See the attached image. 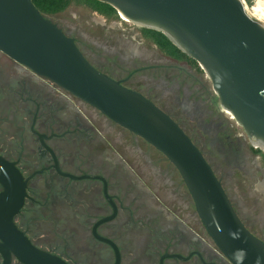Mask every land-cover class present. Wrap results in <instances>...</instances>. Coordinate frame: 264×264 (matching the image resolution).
Listing matches in <instances>:
<instances>
[{"label": "flooded vegetation", "instance_id": "obj_1", "mask_svg": "<svg viewBox=\"0 0 264 264\" xmlns=\"http://www.w3.org/2000/svg\"><path fill=\"white\" fill-rule=\"evenodd\" d=\"M73 2L84 5L83 21L50 20L96 70L184 130L240 219L264 242V152L224 109L199 64L166 53L132 22L125 30L128 19L119 14ZM0 158L21 177L24 199L13 225L34 248L66 264H233L162 152L2 51ZM5 238L0 264H25Z\"/></svg>", "mask_w": 264, "mask_h": 264}, {"label": "water", "instance_id": "obj_2", "mask_svg": "<svg viewBox=\"0 0 264 264\" xmlns=\"http://www.w3.org/2000/svg\"><path fill=\"white\" fill-rule=\"evenodd\" d=\"M163 33L195 60L222 106L264 152V26L241 0H98ZM0 51L139 135L179 170L208 234L233 264H264V242L236 213L221 182L184 130L154 103L96 70L32 0H0ZM0 236L25 264H66L34 248L12 223L24 194L19 173L0 158Z\"/></svg>", "mask_w": 264, "mask_h": 264}, {"label": "trees", "instance_id": "obj_3", "mask_svg": "<svg viewBox=\"0 0 264 264\" xmlns=\"http://www.w3.org/2000/svg\"><path fill=\"white\" fill-rule=\"evenodd\" d=\"M34 5L38 10L47 17L59 14L67 9L69 6L70 0H32ZM89 3H92V6L98 9L103 14H109L118 18V12L110 5L102 3L98 0H86ZM106 8V9H104ZM110 11V12H109ZM145 34L149 37H152L154 41L163 49L166 53L174 55L179 58H189L187 55L182 53L163 33L157 32L151 29H145ZM198 64L195 60H193ZM257 152L261 153L260 150Z\"/></svg>", "mask_w": 264, "mask_h": 264}, {"label": "rangeland", "instance_id": "obj_4", "mask_svg": "<svg viewBox=\"0 0 264 264\" xmlns=\"http://www.w3.org/2000/svg\"><path fill=\"white\" fill-rule=\"evenodd\" d=\"M246 2H247V7H245L246 11L253 17V19L255 21L259 22L262 26H264V0H246ZM257 5L259 6L258 12L255 13L254 11H252V8L257 7ZM83 8H84V5H82L81 3L73 2L68 6V8L64 12H62L59 15H53L49 18L53 19L55 21H61V20H68L69 22H76V20L83 21L86 17V14H87V12ZM74 17H76V18H74ZM118 20L122 21L120 19V17ZM127 22L128 23H124V25H122L125 28V30L132 28L131 22H129V21H127ZM146 51L150 52L151 47L150 46L146 47ZM202 76L206 80H208V82L210 83V85L213 88V83L205 71H203ZM187 107H188V105H187ZM202 133L204 135V137H203L204 139L205 138L209 139L212 136L210 134L213 132H212V130H209L206 134H204V132H202Z\"/></svg>", "mask_w": 264, "mask_h": 264}, {"label": "bare ground", "instance_id": "obj_5", "mask_svg": "<svg viewBox=\"0 0 264 264\" xmlns=\"http://www.w3.org/2000/svg\"><path fill=\"white\" fill-rule=\"evenodd\" d=\"M258 8H259V6L257 5V7H253L252 8V11H254L255 13H257L258 12ZM245 10H246V8H245ZM247 12V11H246ZM248 13V12H247ZM248 15L251 17V18H253L249 13H248ZM122 17H124V18H126L124 15H122ZM127 19V18H126ZM256 144H258V143H256Z\"/></svg>", "mask_w": 264, "mask_h": 264}, {"label": "built area", "instance_id": "obj_6", "mask_svg": "<svg viewBox=\"0 0 264 264\" xmlns=\"http://www.w3.org/2000/svg\"><path fill=\"white\" fill-rule=\"evenodd\" d=\"M242 1V4L244 5V7H247V2L246 0H241Z\"/></svg>", "mask_w": 264, "mask_h": 264}]
</instances>
